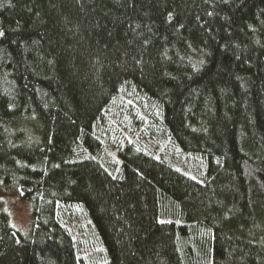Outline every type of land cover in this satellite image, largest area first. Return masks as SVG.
I'll list each match as a JSON object with an SVG mask.
<instances>
[{
  "label": "trees",
  "instance_id": "16d2710c",
  "mask_svg": "<svg viewBox=\"0 0 264 264\" xmlns=\"http://www.w3.org/2000/svg\"><path fill=\"white\" fill-rule=\"evenodd\" d=\"M0 33V264H264V0H0Z\"/></svg>",
  "mask_w": 264,
  "mask_h": 264
},
{
  "label": "rangeland",
  "instance_id": "374dc122",
  "mask_svg": "<svg viewBox=\"0 0 264 264\" xmlns=\"http://www.w3.org/2000/svg\"><path fill=\"white\" fill-rule=\"evenodd\" d=\"M0 205L9 212L13 224L22 233H28L31 224V206L16 191L7 189L0 184ZM81 229V228H80ZM84 233H83V232ZM81 234L91 233L89 226H84ZM78 234L79 236H83Z\"/></svg>",
  "mask_w": 264,
  "mask_h": 264
},
{
  "label": "snow or ice",
  "instance_id": "6c2138e0",
  "mask_svg": "<svg viewBox=\"0 0 264 264\" xmlns=\"http://www.w3.org/2000/svg\"><path fill=\"white\" fill-rule=\"evenodd\" d=\"M0 35H2V33H0Z\"/></svg>",
  "mask_w": 264,
  "mask_h": 264
}]
</instances>
